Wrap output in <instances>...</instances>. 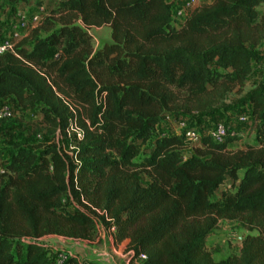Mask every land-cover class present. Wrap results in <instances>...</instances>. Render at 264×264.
I'll return each mask as SVG.
<instances>
[{
    "label": "trees",
    "instance_id": "1",
    "mask_svg": "<svg viewBox=\"0 0 264 264\" xmlns=\"http://www.w3.org/2000/svg\"><path fill=\"white\" fill-rule=\"evenodd\" d=\"M174 1L58 0L15 53L0 54V104L37 109L47 137L11 150L0 173V264H54L40 239H94L95 210L133 259L145 255L140 264H264V83L241 105L253 142L231 150L238 133L216 142L197 132L192 147L184 131L156 134L166 117L212 114L244 88L261 60L263 0H213L179 27ZM103 26L111 41L95 49L89 30ZM72 123L83 135L69 154L58 142ZM235 218L256 234L215 261L206 240Z\"/></svg>",
    "mask_w": 264,
    "mask_h": 264
},
{
    "label": "rangeland",
    "instance_id": "2",
    "mask_svg": "<svg viewBox=\"0 0 264 264\" xmlns=\"http://www.w3.org/2000/svg\"><path fill=\"white\" fill-rule=\"evenodd\" d=\"M5 1L6 0H0V6H2V9L0 8V37H3L8 33L9 23L15 17L16 12H26L30 14L35 12L37 7L33 0V3L31 2L27 6L7 9L2 5ZM57 2L58 0H46L43 3L45 11L49 12V10L54 9ZM212 2L213 0H198L197 6L193 11L204 4H211ZM259 10L260 12H264V0L260 5ZM178 20L180 21L182 19ZM178 20L175 23L176 27L182 25ZM41 23L37 28L41 27ZM55 25H57L56 21ZM89 33L91 34V44L95 49L100 47L103 43L111 41L110 28L108 26H103L99 29L92 28L89 30ZM40 34L44 35L45 32L41 31ZM27 38L28 34L25 39ZM254 51L259 57H261V60L257 63H253V72L248 77L246 85L242 90H235L231 93L226 101L221 102L215 107L212 114H192L191 117L181 116L178 120L170 116L169 122L163 121L157 126L156 134H179L181 131L187 130L190 126L192 127L190 130H195L198 133H205L217 121H223L228 123L230 129L238 133L242 138L241 141L235 142L229 147L231 150L242 147L246 141L253 142V120L249 118L246 122L239 123L237 118L239 115L247 114L246 109L241 106L242 102L253 89L264 83V39L254 48ZM2 103L11 108L12 118L10 120H0V173L9 161L11 150H15V148L20 145H24L26 148L31 149L37 142L47 139L44 132L45 127L37 109L20 108L13 97L4 99ZM189 118H191V122L190 124H187ZM58 143L60 144V148L69 154H71V150L74 149V142L70 143L68 140H62L61 142V140H59ZM149 145L150 143L144 144L142 150L146 152ZM198 146L200 145L193 147ZM185 152L188 155L192 154L191 149H187ZM139 158L140 156L137 159ZM140 180L144 184L146 183L147 178L145 174L140 176ZM228 186V183H226L219 187L214 193L213 198L218 199L222 192L228 190ZM98 216L99 214L96 212V215L93 217L95 220V236L101 232L99 224L105 226ZM142 224L143 222L140 223V225ZM255 234L256 231H250V227L245 224L242 218L219 220L213 233L206 240V251L211 254L215 261H220L230 256H237L239 255L244 238L247 235ZM40 240L48 246L51 250V254H53L52 252L56 251V249H61V251H65L66 254L68 253L70 257L75 255L76 257L73 258V264H84L85 262H91L92 264H113V262L116 264H126L125 260L128 258L126 257L123 259L129 242L128 240H123L120 252L117 248H115L114 251L111 250L107 244H103L101 241H93L90 243H84L81 241L74 242L63 240L56 235L44 236ZM98 260H100V262H98Z\"/></svg>",
    "mask_w": 264,
    "mask_h": 264
},
{
    "label": "built area",
    "instance_id": "3",
    "mask_svg": "<svg viewBox=\"0 0 264 264\" xmlns=\"http://www.w3.org/2000/svg\"><path fill=\"white\" fill-rule=\"evenodd\" d=\"M198 0H175L174 1V7L172 12V18L174 20V24L178 20L179 23H183L184 20L193 12V9L197 6ZM47 13L45 11V8L40 6L36 9L33 13H26V12H16L15 17L10 21L9 23V30L8 33L0 37V54L4 53H15L16 47L20 44L22 40H24L27 37V34L29 33L30 29H36L37 26L42 22V20L47 16ZM28 32V33H27ZM12 118V111L11 108L4 104H0V120H10ZM249 119L248 115H239L237 118V121L239 123H244ZM170 116L166 117L163 121L169 122ZM184 135L188 142L190 143V146H201V135L198 134L196 131L193 130H183ZM181 131L180 133H182ZM207 135L211 137L212 140L216 142H222L227 134H237L235 131L230 129L229 124H226L224 122H218L216 123L212 128H210L207 132H205ZM67 140L70 143L74 142V148L75 144L78 140H81L83 132L81 129H79L75 124H71L70 127L67 130ZM83 204L87 205L86 201H82ZM97 214L102 215V212L99 210H95ZM106 222H110L108 218L105 219ZM101 227V232L97 234L94 239L91 240H81V239H73V238H62L63 240H70L74 242H98L101 241L103 244H107L111 250H115V248L118 249L120 252V247L123 243V241L117 240V230L113 223H109V225L103 226L102 224H99ZM53 254V260L54 264H68L70 258H75L76 256L73 255V257H70L69 254L65 251H61V249H56V251L52 252ZM133 253L131 251H127L123 256V259L128 257L125 261L126 264H140L142 261L145 260V255L140 254L137 258H132ZM77 259V258H76ZM78 261V259H77ZM80 262V261H79ZM100 262V260H98ZM82 263V262H80ZM113 264H116L113 262Z\"/></svg>",
    "mask_w": 264,
    "mask_h": 264
},
{
    "label": "crops",
    "instance_id": "4",
    "mask_svg": "<svg viewBox=\"0 0 264 264\" xmlns=\"http://www.w3.org/2000/svg\"><path fill=\"white\" fill-rule=\"evenodd\" d=\"M30 3H31V2H30ZM30 3H29V4H30ZM32 3H33V2H32ZM29 4H27V5H29ZM27 5H26V6H27ZM43 5H44V4H43ZM43 5H42V7H44ZM19 7H20V6H19ZM38 7H40V6H37L36 9H37ZM44 8H45V7H44ZM99 28H102V27H99ZM99 28H98V29H99ZM30 32H31V31H30ZM30 32H29V33H30ZM29 33H28V36H29Z\"/></svg>",
    "mask_w": 264,
    "mask_h": 264
}]
</instances>
